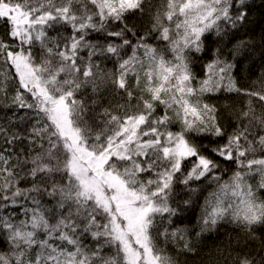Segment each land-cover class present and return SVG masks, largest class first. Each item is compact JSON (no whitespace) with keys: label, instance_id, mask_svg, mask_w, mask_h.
<instances>
[{"label":"snow or ice","instance_id":"6c2138e0","mask_svg":"<svg viewBox=\"0 0 264 264\" xmlns=\"http://www.w3.org/2000/svg\"><path fill=\"white\" fill-rule=\"evenodd\" d=\"M258 9L0 0V264H182L224 224L210 264H264V37L246 85L234 39Z\"/></svg>","mask_w":264,"mask_h":264},{"label":"trees","instance_id":"16d2710c","mask_svg":"<svg viewBox=\"0 0 264 264\" xmlns=\"http://www.w3.org/2000/svg\"><path fill=\"white\" fill-rule=\"evenodd\" d=\"M258 2V0H257ZM147 20V17H145ZM261 37H264V11L257 10L252 13V19L250 24L247 27L246 32L242 31L236 34L234 39H243L250 38L257 47H255V54L245 61H243L242 72H238V79L241 85L249 84L252 80L256 78L253 73L259 71L260 68V49L258 45L260 44ZM211 37L209 38V42L211 41ZM208 57H205L204 60L198 61L194 65V71L197 75L202 74V65L207 61ZM256 61L255 67L252 68V73H250L247 69L252 65V61ZM240 97L235 95L221 93L216 97L211 98V102L217 104L224 103H234L238 102ZM206 194V193H205ZM203 195L200 196V201L202 202ZM199 209H196V212L192 214V219L195 218V215L198 214ZM238 236V231L234 228V226L229 224H224L220 227L218 233H214L209 235L207 238L203 240V242L198 246V254L197 255H180L178 259L182 262H187V264H210V260L215 259L217 256V249L224 250L228 245L229 239H235ZM253 247H258V244H254Z\"/></svg>","mask_w":264,"mask_h":264}]
</instances>
